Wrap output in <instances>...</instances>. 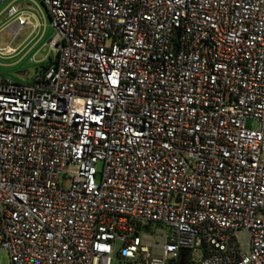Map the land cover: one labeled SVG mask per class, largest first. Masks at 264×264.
I'll return each instance as SVG.
<instances>
[{
	"label": "built area",
	"instance_id": "obj_1",
	"mask_svg": "<svg viewBox=\"0 0 264 264\" xmlns=\"http://www.w3.org/2000/svg\"><path fill=\"white\" fill-rule=\"evenodd\" d=\"M25 1L57 57L0 74L9 264H264V0Z\"/></svg>",
	"mask_w": 264,
	"mask_h": 264
},
{
	"label": "rangeland",
	"instance_id": "obj_2",
	"mask_svg": "<svg viewBox=\"0 0 264 264\" xmlns=\"http://www.w3.org/2000/svg\"><path fill=\"white\" fill-rule=\"evenodd\" d=\"M12 0H7L0 4V51H6L8 46L12 47V53L0 55V74L6 79L18 83H28L29 80L40 71L46 63L56 59L57 51L53 50L49 41L54 32L49 25V29L43 35L41 30L35 29L34 26H27L18 34H15L11 25V18L5 11L6 7ZM35 22L37 19L33 16ZM24 73V74H21ZM246 126L250 129H256L259 123L254 118H248ZM121 244H118L120 247ZM201 251H198L194 257L198 261L201 259ZM9 253L0 247V264H9ZM111 264H134L114 257Z\"/></svg>",
	"mask_w": 264,
	"mask_h": 264
},
{
	"label": "crops",
	"instance_id": "obj_3",
	"mask_svg": "<svg viewBox=\"0 0 264 264\" xmlns=\"http://www.w3.org/2000/svg\"><path fill=\"white\" fill-rule=\"evenodd\" d=\"M14 1L16 4L20 6L26 5L27 8L25 9V11L31 16V22H32V24H29L28 26H34L35 29H39V30L43 28V35H44L45 32H47V30L49 29V25H50V27L52 28V31L55 33V29L52 26L50 17L48 16L46 12H44L45 17H46V19H44L43 14L39 11L38 6H36L35 4L29 5V6L27 5V4H31L30 1H25V0H14ZM33 16L35 17V19H37L36 22Z\"/></svg>",
	"mask_w": 264,
	"mask_h": 264
},
{
	"label": "trees",
	"instance_id": "obj_4",
	"mask_svg": "<svg viewBox=\"0 0 264 264\" xmlns=\"http://www.w3.org/2000/svg\"><path fill=\"white\" fill-rule=\"evenodd\" d=\"M56 59H52L50 60V62L46 63L45 65H43L42 69H47L51 64H53L55 62Z\"/></svg>",
	"mask_w": 264,
	"mask_h": 264
},
{
	"label": "water",
	"instance_id": "obj_5",
	"mask_svg": "<svg viewBox=\"0 0 264 264\" xmlns=\"http://www.w3.org/2000/svg\"><path fill=\"white\" fill-rule=\"evenodd\" d=\"M21 74H24V73H21Z\"/></svg>",
	"mask_w": 264,
	"mask_h": 264
}]
</instances>
